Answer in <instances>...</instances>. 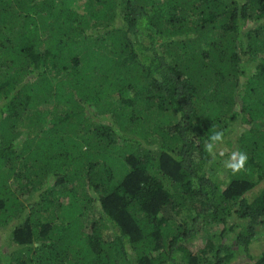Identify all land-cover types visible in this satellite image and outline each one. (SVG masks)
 <instances>
[{
  "label": "trees",
  "instance_id": "1",
  "mask_svg": "<svg viewBox=\"0 0 264 264\" xmlns=\"http://www.w3.org/2000/svg\"><path fill=\"white\" fill-rule=\"evenodd\" d=\"M0 232V264H264V0H0Z\"/></svg>",
  "mask_w": 264,
  "mask_h": 264
},
{
  "label": "clouds",
  "instance_id": "2",
  "mask_svg": "<svg viewBox=\"0 0 264 264\" xmlns=\"http://www.w3.org/2000/svg\"><path fill=\"white\" fill-rule=\"evenodd\" d=\"M224 133L216 131L208 137L204 144L205 152L213 159L220 152V146L224 143ZM247 154L243 151H232L228 158L224 161V167L233 174L242 171L247 164Z\"/></svg>",
  "mask_w": 264,
  "mask_h": 264
},
{
  "label": "rangeland",
  "instance_id": "3",
  "mask_svg": "<svg viewBox=\"0 0 264 264\" xmlns=\"http://www.w3.org/2000/svg\"><path fill=\"white\" fill-rule=\"evenodd\" d=\"M6 232H0V244H6L7 243V236ZM261 242L257 245H254L253 251L255 254H258L259 252L264 250V238L260 240ZM244 258H240L239 261H237V264H243ZM248 261V260H247Z\"/></svg>",
  "mask_w": 264,
  "mask_h": 264
}]
</instances>
